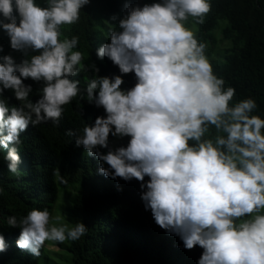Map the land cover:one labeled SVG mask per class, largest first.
Listing matches in <instances>:
<instances>
[{
	"label": "clouds",
	"instance_id": "1",
	"mask_svg": "<svg viewBox=\"0 0 264 264\" xmlns=\"http://www.w3.org/2000/svg\"><path fill=\"white\" fill-rule=\"evenodd\" d=\"M90 3L0 0V32L11 50L4 54L0 42V97L10 91L19 101L0 99V153L9 172L23 174L17 146L29 125L59 127L72 105L93 117L102 108L93 124L65 133L97 159L99 174L139 181L155 223L186 250L203 249L198 264H264V118L253 114L252 97L233 103L236 89L225 87L207 42L197 38L211 0L122 1L97 20L90 40L97 66L76 50L79 36L66 37ZM85 71L91 78L80 76ZM110 136L129 139L113 149ZM59 219L33 208L7 223L20 229L17 247L39 257L48 241L86 235L82 222L70 227ZM6 250L0 232V253Z\"/></svg>",
	"mask_w": 264,
	"mask_h": 264
},
{
	"label": "trees",
	"instance_id": "2",
	"mask_svg": "<svg viewBox=\"0 0 264 264\" xmlns=\"http://www.w3.org/2000/svg\"><path fill=\"white\" fill-rule=\"evenodd\" d=\"M122 1L91 0L81 11L80 22L66 27V37L79 36L76 50L84 53L86 64L96 65L90 40L94 39L97 20L115 14ZM211 4L204 23L197 24V38L207 42L210 58L215 45L213 32L221 27L223 40L230 42V47L218 55L220 62H212L214 71L225 80V87L236 89L233 103L252 97L258 105L253 114L264 118V0H211ZM221 23H225L223 27ZM6 37L0 32L4 54L11 51L9 41H3ZM12 54L19 61L21 54ZM80 76L91 78L92 73L85 71ZM25 83L32 85L30 99L35 102L37 84L31 79ZM0 99L10 106L19 104L10 91ZM104 115L101 108L97 116ZM96 117L85 106L72 105L65 110L59 127L51 123L29 125L17 146L23 155V174L9 172L0 153V187L4 189L0 194V232L7 244V250L0 253V264H198L203 249L186 250L178 236L155 223L151 211L144 208L139 181L99 174L97 159L87 156L83 147H77L75 139L65 134L68 129L79 133ZM128 139L110 136L109 146H126ZM100 151L106 153L107 149ZM33 208H48L54 218L55 213H61V224L70 227L82 222L87 233L75 242L49 241V246L58 250L51 252L44 246L36 257L17 247L20 229L7 223L9 216L19 219Z\"/></svg>",
	"mask_w": 264,
	"mask_h": 264
},
{
	"label": "rangeland",
	"instance_id": "3",
	"mask_svg": "<svg viewBox=\"0 0 264 264\" xmlns=\"http://www.w3.org/2000/svg\"><path fill=\"white\" fill-rule=\"evenodd\" d=\"M222 24V27L224 26L225 23H221ZM187 27H189L190 29H192L194 32H195V29L193 27V25H188ZM213 35H214V38H215V45L212 49V53H211V56H210V61L213 62V61H216V62H220L221 60V57L218 55L228 49L230 47V42H227L225 40H223V37H222V34H221V27L219 26L214 32H213ZM55 217H59V221H56L55 223H58V224H61L62 221H61V213L57 212L55 213ZM45 247L48 248L51 252H56L58 249L56 247H53V246H49V241L46 242L45 244Z\"/></svg>",
	"mask_w": 264,
	"mask_h": 264
}]
</instances>
